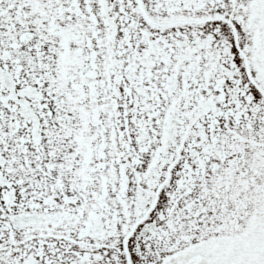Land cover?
Listing matches in <instances>:
<instances>
[{
	"label": "snow or ice",
	"instance_id": "6c2138e0",
	"mask_svg": "<svg viewBox=\"0 0 264 264\" xmlns=\"http://www.w3.org/2000/svg\"><path fill=\"white\" fill-rule=\"evenodd\" d=\"M0 264H264V0H0Z\"/></svg>",
	"mask_w": 264,
	"mask_h": 264
}]
</instances>
